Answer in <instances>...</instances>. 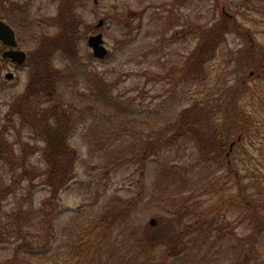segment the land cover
Returning <instances> with one entry per match:
<instances>
[{
  "label": "rangeland",
  "instance_id": "1",
  "mask_svg": "<svg viewBox=\"0 0 264 264\" xmlns=\"http://www.w3.org/2000/svg\"><path fill=\"white\" fill-rule=\"evenodd\" d=\"M62 7L66 8L64 12ZM223 12L225 23L228 17L232 19L230 31L216 53L207 50L211 57L207 68L202 69L200 48L209 46L208 40L200 39L196 30L202 23L222 22ZM0 16L16 28L20 48L28 54L26 65L16 69L3 60L5 48L0 45V135L7 140L6 151L10 157L8 163H0V188L12 176L9 169L19 166L17 160L21 155L26 157L27 166L43 165L40 136L47 130L35 119V109L32 112L31 107L27 108L22 102L28 90H33L35 96L40 90L49 95L45 79L43 85L39 82L43 76L64 77L63 80L72 84L83 77L80 71L68 70L72 67L69 58H74L73 55L58 51L66 38L64 35L60 42L55 41L59 39L57 34L62 25L73 28L72 38L80 47L76 52L78 57L90 59L93 52L88 39L93 34L103 35L109 51L107 58L104 61L90 59V64L87 60L84 62L90 71L111 80L115 94L128 103L126 117L132 114L126 123L129 131L147 130L188 111L186 121L200 131L202 141H213L214 158L223 152L222 164L220 160L210 163L218 176L214 192L197 191L184 184L168 188L167 184L156 182L161 164H151L143 180L132 164L117 169L111 166L106 160L107 152L119 142H106L119 132L120 124L110 127V122L102 117L95 123L88 122V127L93 124L89 131L84 130L89 140L76 138L73 143L78 155L77 176L63 190L57 210L55 224L66 230L64 239L60 240L62 246L56 245L59 264L149 262L151 257L147 258L146 252L140 250L145 244L134 243L132 234L143 235L148 231V235L153 220L158 230L169 227L177 232L173 233L175 238L169 252L179 255L182 251L178 264L239 262L247 252L246 236L252 227L251 221H247L250 216L245 207L247 200L260 205V215H264V77L241 68L238 55L242 51L248 55L252 51L258 57L264 55V0H0ZM101 21L104 26L98 31L96 27ZM59 70L64 73H58ZM177 70H186L184 77L178 78L179 75L172 72ZM9 73L14 75L13 80L6 79ZM165 73L170 75L171 81L164 80ZM37 74L41 76L36 77ZM238 79L246 84V89L242 91L243 97L234 101L233 96L240 90L231 95L228 89ZM175 83H180L181 87L172 89ZM79 88L86 91L82 82ZM225 95H230L229 111L222 109ZM239 115L247 116L249 122L257 125L253 127L252 141L245 139L231 148L235 141L224 143L227 128L223 124L230 116L235 119ZM259 148L260 153L256 151ZM105 149H108L106 153ZM13 153L20 155L14 158ZM180 153L176 157L180 166L193 163L190 152ZM226 156L230 158L226 160ZM230 164L233 176L240 181L230 180L225 172V166ZM185 174L181 172L180 176ZM35 194L34 200L36 198L39 204L47 191L39 188ZM21 196L19 193L17 197ZM16 203L14 196L3 200L0 215H9ZM210 218L214 221L208 220ZM197 222L205 223L207 231L203 230L204 235L195 247H184L190 238L186 229ZM13 226L11 229L18 232H10L5 226L0 232V264L9 263L16 241H38L36 232L26 230L20 234L17 226ZM58 236L61 239V235ZM92 245L95 249L89 250ZM166 249L168 246L160 247L156 258H163ZM251 254L255 262L264 264V243L261 241Z\"/></svg>",
  "mask_w": 264,
  "mask_h": 264
},
{
  "label": "trees",
  "instance_id": "2",
  "mask_svg": "<svg viewBox=\"0 0 264 264\" xmlns=\"http://www.w3.org/2000/svg\"><path fill=\"white\" fill-rule=\"evenodd\" d=\"M78 0H76L77 2ZM74 7V4H73ZM63 8V7H62ZM219 8V7H218ZM66 8L61 11L64 12ZM217 11V8L214 7ZM60 11V15L63 12ZM223 21L215 23L212 25L210 23H202L196 31H199L201 35L200 39L208 40L206 43L207 47L200 48V58L203 55L200 67L207 68L209 63L208 49L211 52L216 53L219 47L224 43L226 35L229 33L231 25V17H228L227 22ZM0 20H2L0 16ZM58 24V23H57ZM211 25V27H210ZM213 26V27H212ZM61 31L59 34V39L55 40L60 42L64 35L66 38L62 41L61 47L58 46V51L66 55H73L74 58H69L72 61V67L68 70L80 71L83 77L79 81H73V84L63 80L64 77L52 78V77H40L39 82L43 85L44 79L47 86H49L50 94L43 90L35 93H27V98L22 102L31 107L32 112L36 116V120L41 122L43 128H46L45 132L41 137L40 147V159L42 166H27L26 157L20 156L17 161H19V166L9 169L11 172L8 182L0 188V204L3 200L9 199V197L14 196L17 199L16 205L6 217L0 215V232L5 226L10 230V232H18L12 230L13 225H16L20 234H23L26 230H31L36 232L38 241L31 242L26 241V239L16 241L14 251L8 264H59L60 260L56 255V245L58 248L62 246L66 230L63 227L57 226V210L59 203L61 202V194L67 185L74 180L77 176L78 167V155L74 150V141L76 138H81L86 141L88 137L85 131H89L91 128L88 127V122L95 123L100 118H104L106 122H110V127L119 126V132L113 135L114 137L110 140H114L112 144L119 142L118 146L110 148L107 152L105 149L104 153L107 152L106 160H109L111 166L117 168H123L127 164H132L137 172H140V178L143 180L145 173L148 171L151 164H161L162 169L158 171L157 184L162 182L167 184L168 188H173L176 186H181L184 184L186 188L191 186V189L196 188L197 191H206L208 193L214 192L216 184L218 183V176L216 174V168L211 169L210 163L213 160H220L222 164L223 152L217 154L216 148L212 142H203L201 139L200 131L191 127L186 120L188 111L179 113L176 118L172 117L168 122L153 125L147 130L129 131V127L126 124L128 117L131 118L130 113L127 117L126 114L129 112L128 103H126L119 95L115 94V87L112 81L105 79L104 75L98 73L97 71H90L91 69L88 64L91 62L90 59H94V55H90V59L87 56H77L76 52L80 50L78 41L72 38V27L71 26H60ZM38 35V34H37ZM45 35V34H44ZM196 35V34H195ZM50 42H54V39H50ZM209 42V43H208ZM214 42V46L212 44ZM212 44V45H211ZM1 45V44H0ZM213 47H211V46ZM203 46V45H202ZM3 48V47H2ZM56 49V48H55ZM53 54L55 51H53ZM250 56V57H249ZM238 57L241 60V68L244 70L247 68L250 72L258 74L259 78L264 77V55L258 57L257 54H253L250 51H242L239 53ZM250 60V63L248 62ZM4 60V59H3ZM87 60L89 63L86 64L84 61ZM6 62V60H5ZM86 65V68H82ZM261 65V66H260ZM33 68V67H32ZM35 68V67H34ZM36 72L39 70L36 68ZM67 72V70H65ZM186 70L172 71L179 75L178 78L184 77ZM34 72V70H33ZM35 72V73H36ZM58 73H64V71L59 70ZM173 77L174 76V73ZM41 76V74L35 75ZM33 75V79L36 77ZM163 76V75H162ZM160 76V77H162ZM166 79H170V75L166 74ZM54 77V76H53ZM206 77V76H204ZM176 79H172L174 81ZM84 83L86 91L82 92L79 85ZM45 84V85H46ZM246 84L241 81V79L235 80V84L231 86L228 90L231 95H234L235 90H240V93H236L233 96L235 101L240 96L243 97L242 91L246 89ZM181 87L180 83L172 84V89H177ZM82 92V93H80ZM44 96V98H42ZM230 97V95H229ZM225 95L223 99L222 109H228V98ZM19 101L18 105L20 104ZM202 103V102H201ZM23 104L20 105V109ZM230 106V104H229ZM35 107V108H34ZM221 108V107H220ZM219 108V109H220ZM191 110V109H190ZM221 110V109H220ZM232 110V107H231ZM246 114V113H245ZM124 116V119L121 118ZM37 118H42L38 120ZM250 118L244 115L232 119L230 116L225 120L223 124L227 128V133L225 134L226 141H235V146L241 143L242 140H251L253 136V127L257 125L254 122H249ZM87 126V127H86ZM80 130L84 133H79ZM107 138V137H106ZM241 138V139H240ZM105 139V138H104ZM103 139V140H104ZM197 139L199 141H197ZM100 140V138H99ZM7 140H5L4 135H0V163H8L9 152L6 151ZM252 141V140H251ZM89 142V141H88ZM256 142L252 143L254 147ZM10 147L14 149L11 144ZM223 150V149H222ZM180 151L190 152L193 158V163L187 166H180L176 157L181 154ZM260 153L261 149L256 150ZM14 152V151H13ZM102 154V153H101ZM20 154L15 156L18 157ZM228 160V156L225 157ZM2 161V162H1ZM6 165V164H5ZM233 165L225 166V172L228 173L230 180H238L239 177L233 176ZM11 167V166H10ZM181 172L186 174L180 176ZM198 182V183H197ZM202 183L201 186L199 184ZM187 184V185H185ZM41 189L47 191V195L42 201L37 200L35 193ZM19 193H22L21 197H17ZM18 198L20 201L18 202ZM247 211H249L250 216L247 217V221H251V229L249 230L246 238L249 241V246L247 247V252L245 256L235 264H259L254 261L252 252L257 249L261 241L264 243V215H260L262 207L256 205L255 201L251 199L247 200L245 203ZM3 208L0 207V212L2 213ZM164 215V214H162ZM208 220L214 221V218ZM64 229V231H63ZM149 234L145 232L143 235L135 232L132 234V241L134 243H143L144 247H140V250L144 253L147 258L150 256L151 259L142 263L137 264H178V261L182 259L179 251L176 255L175 253L169 252L172 241L175 238L173 233H177L174 229L171 230L169 227H164L158 230L156 227H150ZM204 229H206L205 223H195L186 229L187 234L190 236L188 243L183 244L184 247L189 249L196 246L200 240V236L203 237ZM207 231V229H206ZM207 234V233H205ZM58 235H61V239ZM207 239V237H206ZM182 240V239H181ZM150 244H148V243ZM168 246L166 249V255L159 259L157 256V250L162 246ZM192 246V247H191ZM95 249L92 245L89 250ZM186 250V248L184 249ZM133 255H129V257ZM145 257V258H146Z\"/></svg>",
  "mask_w": 264,
  "mask_h": 264
},
{
  "label": "water",
  "instance_id": "3",
  "mask_svg": "<svg viewBox=\"0 0 264 264\" xmlns=\"http://www.w3.org/2000/svg\"><path fill=\"white\" fill-rule=\"evenodd\" d=\"M103 26L104 22L101 21L97 25V28L100 29ZM0 42L5 47L9 48L3 54L4 59L11 60L12 63L17 66H23L26 64L27 54L24 51L18 50L19 44L14 30L3 21H0ZM88 45L92 49L94 56L99 60H104L109 55V51L105 46V41L101 33L90 37ZM13 78L14 75L12 73L6 75L7 80H12ZM151 224L152 226H155L156 222L153 220Z\"/></svg>",
  "mask_w": 264,
  "mask_h": 264
},
{
  "label": "flooded vegetation",
  "instance_id": "4",
  "mask_svg": "<svg viewBox=\"0 0 264 264\" xmlns=\"http://www.w3.org/2000/svg\"><path fill=\"white\" fill-rule=\"evenodd\" d=\"M97 3H98V1H96ZM17 7V6H16ZM3 20V19H2ZM5 21V20H4ZM6 23H8L7 21H5ZM8 24H10V23H8ZM12 27H13V29L15 30V32H16V35L17 36H19V34H18V32H17V30H16V28L12 25V24H10Z\"/></svg>",
  "mask_w": 264,
  "mask_h": 264
}]
</instances>
